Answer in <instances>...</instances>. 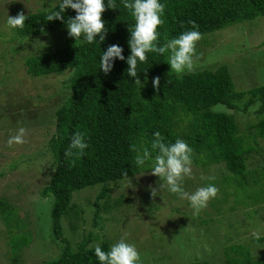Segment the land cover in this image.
<instances>
[{
	"label": "trees",
	"instance_id": "16d2710c",
	"mask_svg": "<svg viewBox=\"0 0 264 264\" xmlns=\"http://www.w3.org/2000/svg\"><path fill=\"white\" fill-rule=\"evenodd\" d=\"M160 2L165 5V11L162 17L164 24L158 28V46L165 44L166 38L178 37L185 31L198 30L203 35L264 16V0ZM59 3L25 13L28 19L24 28H13L14 32L26 37L67 29L66 21L76 15L70 7L64 11L63 20L45 19L50 11L59 10ZM115 3L116 9L107 8L102 14L107 29L104 41L100 42L97 36L89 44L82 37L80 41H70L24 60L26 70L32 76L59 74L67 69L71 71L68 80L70 92L54 112V132L49 140L54 165L49 182L42 189L44 194L52 197L51 235L65 241L61 220L70 210L77 213L72 203L74 191L97 184L102 189L97 194L93 224L99 226L103 219L99 212L102 207L105 208L99 199L107 195L110 183L151 170V161L143 166L135 165L137 153L130 149V145H136L141 151L143 148L151 151L157 131L164 137L165 143H174L177 138L185 140L193 149V165L223 163L233 174L232 178L224 176L221 180L223 186L231 187L232 191L224 192L219 202L215 201L217 205L227 201L228 194L234 198L229 210H234L241 203H263L264 163L254 170L246 167L249 153L258 149V141L255 136L247 138L242 135L232 113L213 107L221 104L225 109L239 110L240 102L248 95L243 107L257 103L256 111L262 114L264 84L247 91L236 90L227 65L177 74L170 69L165 54L150 52L146 62H138V76L144 84L140 88L134 83L135 78L128 76L126 62L131 51L129 27L135 21L130 11L123 7L122 0H115ZM189 21H195L198 28L193 29ZM111 44L123 48L125 60L115 59L112 70L105 75L100 69V58ZM156 76L160 77L159 90L152 83ZM256 124L258 136L263 137L264 116ZM77 131L84 134L88 148L78 158L66 157L65 151ZM155 155L152 152V156ZM124 172L128 173L127 177L122 175ZM208 182L214 185L216 180L208 179ZM14 211L7 198L0 197V218L6 225L14 218ZM98 238V234L88 232L77 243L76 250L65 241L56 257L38 264H100L94 245L100 244L104 251H108L111 241L104 238L89 245ZM16 241L18 244L28 243L25 237ZM230 247L225 252L227 264H264V253L252 255L241 243Z\"/></svg>",
	"mask_w": 264,
	"mask_h": 264
},
{
	"label": "rangeland",
	"instance_id": "374dc122",
	"mask_svg": "<svg viewBox=\"0 0 264 264\" xmlns=\"http://www.w3.org/2000/svg\"><path fill=\"white\" fill-rule=\"evenodd\" d=\"M58 2L0 0V197L7 198L15 210L9 224L0 218V264H38L52 259L66 242L76 250L77 243L91 231L99 238L89 245L104 238L110 239L112 245L127 232V242L135 244L142 264H227L225 252L234 243L245 245L252 255L264 253V202L241 203L229 210L234 202L233 195L228 194L227 201L216 204L232 191L221 182L224 176L233 177L223 163L192 164L193 178L183 181L184 190L191 193L213 184L209 178L216 180L218 195L198 216L193 215L188 200L170 193L166 187L155 199L151 198L148 186L159 189L161 181L150 170L110 183L107 195L99 199L105 206L99 212L103 218L99 226L93 224V211L101 185L74 191L72 203L77 213L70 210L61 220L66 242L51 235L52 197L42 189L49 182L54 165L49 148L54 112L70 92L71 71L32 76L24 60L75 39L68 36V29L20 37L7 25V17ZM168 55L165 53L167 62ZM194 62L191 71L227 65L236 90L263 85L264 16L203 34L196 44ZM186 72L189 71L183 73ZM247 98L248 95L240 102L239 110L225 109L221 104L213 108L232 113L243 136H255L258 149L251 151L246 160L247 169L254 170L264 163V136H258L256 124L264 113H257V103L243 107ZM21 127L26 129V142L10 147L9 138ZM253 233H259V239ZM22 237L28 243L18 244L16 240Z\"/></svg>",
	"mask_w": 264,
	"mask_h": 264
},
{
	"label": "clouds",
	"instance_id": "9594fccd",
	"mask_svg": "<svg viewBox=\"0 0 264 264\" xmlns=\"http://www.w3.org/2000/svg\"><path fill=\"white\" fill-rule=\"evenodd\" d=\"M123 7L130 11L134 18V25L129 27L130 38L128 44L130 55L127 57V74L135 78L134 83L140 88L144 86L137 72L138 62L147 61V53H168V64L175 73L191 71L195 66L194 57L196 56V44L202 39V34L198 30H189L181 33L178 37L167 39L162 46L159 45L160 33L158 28L164 24L162 18L165 11V5L160 0H122ZM59 10L50 11L45 19L47 21L63 20V13L67 8L75 10L76 15L66 21L68 36L79 41L81 37L91 44L99 36L100 42L106 38L107 29L102 14L107 8L116 9L115 0H60ZM28 16L23 11L15 16L8 15L7 25L11 28L23 29ZM193 29L198 28L195 21H189ZM125 60L123 48L118 44H111L106 51H103L100 58V69L107 75L114 66L115 59ZM153 87L159 90L160 77L153 78ZM26 129L21 127L15 136L8 140V145L24 144ZM88 144L85 141L83 133L77 131L72 135L71 142L65 151L66 157L76 156L77 158L84 154ZM130 149L137 153L135 165L143 166L147 161H151V174L159 177V189L149 185L150 196L155 199L159 192L165 187L170 193L178 195L181 199L190 202L193 209V215L198 216L200 212L207 207L210 200L214 199L219 189L209 184L197 188L189 193L183 188V181L187 178H193L192 154L193 149L187 142L177 138L174 143H165L164 137L159 131L154 133L151 143V151L143 148L141 151L136 145H130ZM152 152L156 155L153 157ZM75 163V161H72ZM127 177L128 173H122ZM213 179V178H209ZM259 239V233H253ZM125 232L123 236L110 246V250L104 251L100 244L94 245L95 256L100 264H142L140 253L133 243L127 242Z\"/></svg>",
	"mask_w": 264,
	"mask_h": 264
}]
</instances>
